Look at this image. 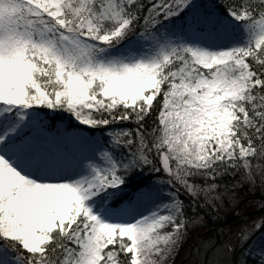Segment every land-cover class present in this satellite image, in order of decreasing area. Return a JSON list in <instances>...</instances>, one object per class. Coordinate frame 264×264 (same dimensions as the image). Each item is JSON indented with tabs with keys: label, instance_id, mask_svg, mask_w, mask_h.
Returning <instances> with one entry per match:
<instances>
[{
	"label": "snow or ice",
	"instance_id": "1",
	"mask_svg": "<svg viewBox=\"0 0 264 264\" xmlns=\"http://www.w3.org/2000/svg\"><path fill=\"white\" fill-rule=\"evenodd\" d=\"M257 191L217 264H264V0H0V264H164Z\"/></svg>",
	"mask_w": 264,
	"mask_h": 264
},
{
	"label": "rangeland",
	"instance_id": "2",
	"mask_svg": "<svg viewBox=\"0 0 264 264\" xmlns=\"http://www.w3.org/2000/svg\"><path fill=\"white\" fill-rule=\"evenodd\" d=\"M256 209H258V207L256 208ZM236 210V209H235ZM235 210H233V211H235ZM233 211H231L230 213H232ZM237 212H241V211H238V210H236ZM243 212H246V211H243ZM230 213H228L227 215H229ZM230 226L233 228V232L231 233V235L230 236H227V237H223V239L226 241V240H228V239H233L234 238V236H235V229L237 228V227H239V224L237 223V222H234V223H232V224H230ZM205 229V228H204ZM204 229H200L199 231L197 230V229H195V230H193V233L192 234H189V236L190 237H193V234H195V233H197V231H198V233H200L201 231H203ZM162 231V233L163 232H166V231H171V229L169 228V227H165L164 229H162L161 230ZM197 233V234H198ZM203 238H199L196 242H194L192 245H191V247H189V251H188V254H187V256L189 257L190 255L191 256H193L194 257V255L196 256V255H199V250H201V247H200V245H198L199 244V242L202 240ZM225 253H227V255H228V257H229V253L227 252V251H225ZM238 256L239 255V253H238V251H237V253L235 254V256ZM156 259H158V257H156ZM172 261H173V257H168L166 260H165V262H164V264H172ZM199 262L197 261L196 262V264H198ZM175 264H185V260H183V261H181V263H180V261L178 260V261H176V263Z\"/></svg>",
	"mask_w": 264,
	"mask_h": 264
},
{
	"label": "trees",
	"instance_id": "3",
	"mask_svg": "<svg viewBox=\"0 0 264 264\" xmlns=\"http://www.w3.org/2000/svg\"><path fill=\"white\" fill-rule=\"evenodd\" d=\"M241 195L243 196V192H241ZM260 195H261L260 192L257 191L255 195H252V194L250 193L248 196L244 197V198H247V199H246V200L240 205V207L238 208V210H239V211H251V210L256 209V208L258 207V205H256V206H248V201L259 199V198H260ZM181 198L183 199V197H181ZM229 213H230V212H229ZM223 218H224V217L222 216V219H223ZM211 226H215V224H211V223H209V224H207V225H204V226H202V227H197V228H195V229H197V230L199 231L200 229H204V228H206V227H211ZM195 229H193V230H195ZM193 230H190V231H189V234H192V233H193ZM198 231H197V233H198ZM197 233L193 234V237H194ZM193 237H190V236L188 235L187 239L184 241V243L182 244V246L179 248L178 254L175 255L174 260L178 257V255L182 252V250L185 248V246L190 242V240H191ZM236 258H237V256H236Z\"/></svg>",
	"mask_w": 264,
	"mask_h": 264
},
{
	"label": "bare ground",
	"instance_id": "4",
	"mask_svg": "<svg viewBox=\"0 0 264 264\" xmlns=\"http://www.w3.org/2000/svg\"><path fill=\"white\" fill-rule=\"evenodd\" d=\"M208 241H210V240H207V241L202 242L200 244L201 250H199V256H201L204 253V251L207 249L206 248V242H208ZM226 257H227V259H226ZM227 260H228L227 253H225L222 246H220V247H217L213 251L211 258H210V261H209V264H217V262H219V261H227Z\"/></svg>",
	"mask_w": 264,
	"mask_h": 264
},
{
	"label": "water",
	"instance_id": "5",
	"mask_svg": "<svg viewBox=\"0 0 264 264\" xmlns=\"http://www.w3.org/2000/svg\"><path fill=\"white\" fill-rule=\"evenodd\" d=\"M248 214L251 217V219H253V218L261 215L262 213L259 210H255V211H252V212H248ZM227 217L229 219V224L232 223V222H234V221H237L236 220L237 213H235V212L230 213ZM208 232H215V233H217L218 232V226L217 227H214V228L208 229ZM216 239H217V242H220V243L222 242L221 239H220V237L218 235H216ZM209 253H210V249L207 250V252L205 254V260H204L205 263H206L207 258L209 256Z\"/></svg>",
	"mask_w": 264,
	"mask_h": 264
}]
</instances>
